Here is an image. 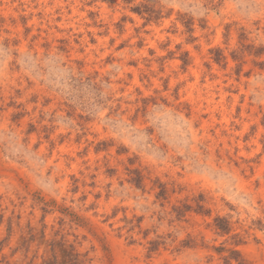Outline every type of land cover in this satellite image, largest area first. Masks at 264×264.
I'll use <instances>...</instances> for the list:
<instances>
[{
    "label": "rangeland",
    "instance_id": "rangeland-1",
    "mask_svg": "<svg viewBox=\"0 0 264 264\" xmlns=\"http://www.w3.org/2000/svg\"><path fill=\"white\" fill-rule=\"evenodd\" d=\"M146 3L0 0V264H264V0Z\"/></svg>",
    "mask_w": 264,
    "mask_h": 264
},
{
    "label": "trees",
    "instance_id": "trees-1",
    "mask_svg": "<svg viewBox=\"0 0 264 264\" xmlns=\"http://www.w3.org/2000/svg\"><path fill=\"white\" fill-rule=\"evenodd\" d=\"M146 1H147L148 3L142 5V6H143V9H142V10H141V5H139V6H136V7L134 8V11H136V12H138V13H140V12H145V13H147V14L149 15V17L152 16V15H154V16H152V17L154 18L156 14H153V13H155V12H154V10L152 9V7L149 5V4H150L149 2H150L151 0H146ZM134 181H136V180H134ZM138 182H139V180H137V183H138ZM215 221H216V223H215L216 228L219 229L220 232L227 233V232L229 231L228 223L225 221L224 218H219V217H217V218H215ZM233 252H234V253H237L236 250H234Z\"/></svg>",
    "mask_w": 264,
    "mask_h": 264
}]
</instances>
